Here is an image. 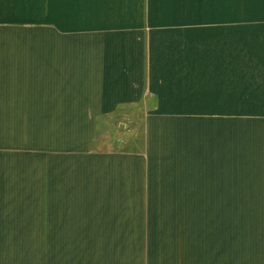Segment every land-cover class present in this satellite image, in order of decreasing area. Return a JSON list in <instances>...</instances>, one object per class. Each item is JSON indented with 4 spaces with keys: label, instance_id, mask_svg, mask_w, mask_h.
Segmentation results:
<instances>
[{
    "label": "crops",
    "instance_id": "0c3cea01",
    "mask_svg": "<svg viewBox=\"0 0 264 264\" xmlns=\"http://www.w3.org/2000/svg\"><path fill=\"white\" fill-rule=\"evenodd\" d=\"M235 34V0H0V264H264Z\"/></svg>",
    "mask_w": 264,
    "mask_h": 264
},
{
    "label": "rangeland",
    "instance_id": "374dc122",
    "mask_svg": "<svg viewBox=\"0 0 264 264\" xmlns=\"http://www.w3.org/2000/svg\"><path fill=\"white\" fill-rule=\"evenodd\" d=\"M235 33V115L225 128L235 129V172L245 173L251 137L264 138V0H235Z\"/></svg>",
    "mask_w": 264,
    "mask_h": 264
}]
</instances>
